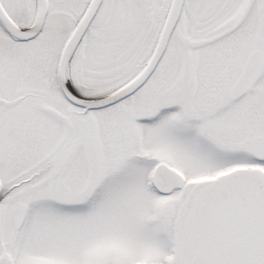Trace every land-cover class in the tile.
Instances as JSON below:
<instances>
[{"label":"snow or ice","instance_id":"obj_1","mask_svg":"<svg viewBox=\"0 0 264 264\" xmlns=\"http://www.w3.org/2000/svg\"><path fill=\"white\" fill-rule=\"evenodd\" d=\"M0 264H264V0H0Z\"/></svg>","mask_w":264,"mask_h":264}]
</instances>
